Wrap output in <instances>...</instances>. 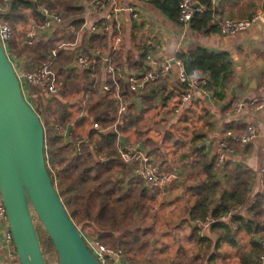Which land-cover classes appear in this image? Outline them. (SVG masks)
Here are the masks:
<instances>
[{"label":"trees","instance_id":"trees-1","mask_svg":"<svg viewBox=\"0 0 264 264\" xmlns=\"http://www.w3.org/2000/svg\"><path fill=\"white\" fill-rule=\"evenodd\" d=\"M83 1L88 2V0H36L32 3L28 0H20L10 3L1 16L2 21L11 31V39L6 45L7 56L19 57L24 54L32 59V67L46 62L49 59V52L56 47L55 42H37L21 46L24 33L17 28L18 24H24L27 17L39 21L41 17L37 7L41 6L51 12L62 14L64 19L71 21V25L78 29L82 24L79 17L83 12V7L80 5ZM179 1L148 0L147 3L165 19L177 22V5ZM196 1L203 10L200 14L192 16L189 22L190 26H200L206 32H217L216 25L213 26L210 22L213 12L209 0ZM247 4L251 6L252 0H247ZM244 12H246V17L254 13L253 10L248 11L247 6ZM207 25L210 27L207 28ZM109 26L108 33H89L84 49L85 51L88 49L105 50L110 65L117 68L126 64V67H128L126 57L119 52L120 50L110 51L111 37L116 32L113 23H110ZM143 47L144 49L142 48L139 54L140 59L135 61L131 67L129 66L133 76L140 77L151 68L143 66V59L148 55L149 49V47L145 48V45ZM63 52L62 50L55 52V57L52 60V70L57 77L61 75L62 82L66 84L71 82L70 72H66L64 67L56 69L55 66L56 62L59 63L60 57H66ZM185 56L184 54H176L173 58L174 60H180L184 65ZM187 56L190 61L191 73L193 75L199 73L204 76L203 90L211 93L213 102L224 101L227 86L232 79L229 57L226 54L207 53L199 47L190 49ZM81 74L86 82L83 92L91 90L92 78H89L90 71L82 70ZM101 83L109 86V89L112 87V83L107 77L102 80L98 78L95 88L86 96L85 110L87 112L93 111L91 115L95 116V120L92 122H96L100 126L99 130L92 129L90 131L86 143H81L80 139L75 138L73 143L63 144L62 138L54 133L55 125H60L63 128L68 124L70 111L66 102L56 101L53 96L52 99H44L43 101L46 103L43 104L39 101L34 102L32 109L37 114L43 131L45 170L50 184L72 224L81 237L98 241L111 248H121L126 258L132 262V259L144 249L143 253L147 250L152 252L154 245L151 246L150 244L151 242L155 244L157 237L148 236L146 234V224L142 225L140 222L144 218L141 199L145 197L147 190L141 185L137 176L127 181L121 179L125 165L115 152L114 141L118 133L136 129L140 114L134 112V109L130 107L120 117L115 129L110 128L109 124L114 120L116 106L112 93L103 91L100 87ZM124 85L125 83L118 82L121 95L127 93ZM179 86L180 90L184 88L182 85ZM145 92L146 89L138 97L142 102H148L147 105H144L146 107L154 106L152 102L157 94L159 97L156 101L159 103H163L170 96L162 81L150 88L149 95L146 96ZM177 94L179 93L177 92ZM239 129L241 128L239 127L233 131L232 128H226L225 131L238 133L240 132ZM229 142L233 143L232 141ZM173 144L176 145L175 142ZM75 149L78 150V154H76ZM161 160V165H158L161 172L192 170L200 175L197 180L184 188V196L187 197V200L183 210H181V217L187 215L190 223L203 222L207 218L215 220L229 209L240 205L245 206L248 203L250 175L241 164H231L227 159L218 169L215 166V158L209 157L204 147L191 148L171 161H166L163 158ZM112 167L121 170L116 172V175L120 177L115 178L116 175L107 174V171ZM218 175L221 176L220 182L217 178ZM152 196L149 194L148 198H152ZM127 198L131 203L126 213L124 204L128 200ZM263 201L262 196H253V204L247 208L245 217L235 216L233 218L234 231L229 229L225 223L218 221L211 223L207 228L217 232V239L213 242L210 239L197 236L200 230L198 224H195L193 228H189L187 241L190 246L188 250L193 254L189 257L190 261L197 260V253L211 250L213 253L207 260L209 262L214 252L222 246L240 250L241 248L235 237L237 233L243 231L251 235L247 240L249 249L247 251L243 250L240 256L237 253L239 264H259L261 250L255 242V234L261 231L260 225L264 216ZM115 203L118 204L120 209L119 214L116 213ZM186 205L188 206L186 207ZM31 216L33 220V214ZM33 226L43 260L44 248L51 251L56 257L52 244L40 225L38 224L40 228L36 224H33ZM177 226L179 225L177 224ZM164 249L165 246L162 245L160 250ZM262 264H264V261Z\"/></svg>","mask_w":264,"mask_h":264},{"label":"crops","instance_id":"crops-1","mask_svg":"<svg viewBox=\"0 0 264 264\" xmlns=\"http://www.w3.org/2000/svg\"><path fill=\"white\" fill-rule=\"evenodd\" d=\"M147 1L148 0H116L117 5L124 10L117 14L121 40L116 50H120L119 52L125 55L124 57H126L128 63V67H126V64H123L122 67H117V69H120L123 74H130L132 71L129 69V66L131 67L135 61L140 59L139 54L142 48L144 49L143 45H145V48L149 47L148 55L151 56L150 65L156 68L164 62L171 64V60L176 54H184V56L186 55L185 58H188L187 53L189 50L194 47H199L207 53L226 54L231 63L232 79L227 86L224 101L215 103L211 98L210 92L195 90L192 92L191 99L177 113L171 111L172 109L170 108L171 102L174 99L173 97L176 96L177 92H181L175 77L174 66L171 65L172 70L170 74L166 79L162 80L163 85L168 89L170 95L163 103L161 102L162 104L156 101L159 97L157 94L155 100L152 102L154 104L153 107L144 106L147 105L148 102H142L138 96L130 95L128 87L125 84L124 86L127 93L122 96L130 103V107L134 109V112L140 114V119L137 122L136 129H130L117 134L114 141V149L116 145H120L126 149L137 148L152 159H155L158 165L162 163L161 158L166 161H171L177 158L178 155L184 153V151H189L191 148L195 147H204L208 156L214 158L217 144L224 139L226 128H232L234 131L240 127L241 129L239 130L241 132L246 125H252L257 133V137L248 145L241 147L234 143H230L229 139H225L227 145L231 147L230 150L232 149L227 159L231 164H241L249 172L250 195L247 202H253V196L256 195L264 198V192L260 189L261 182L260 175L258 174V170L264 168V158L260 152V145L262 143L261 137L264 135L263 23H256L246 31L231 37L221 36L216 31L206 32L205 29L200 26H190V23L185 29L177 22H171L165 19L161 14L149 6ZM194 1V5H198L197 1ZM209 2L213 12L212 16L216 18L220 19L227 17L231 19H245L248 18L246 17V12H244L246 6L248 11L253 10L255 13L262 10L264 0H252L251 6L247 4V0H209ZM81 6L83 7V12L80 17L83 18L86 23L76 32L75 36L61 34L58 27L54 26L51 31L46 34L37 33L32 43L54 41L55 46H58L59 43H66V41H68L67 43H70L69 45L60 48V50L64 51L63 53L66 54L67 58L60 57V62L64 60L65 63L73 59L72 64H74L73 55L78 52L74 50H80L85 55H89L92 51L96 50L95 52L98 53L100 59L97 57L96 64L92 71L89 70V78H92V75H94L96 81H98V78L101 80L106 79L104 76L105 66L102 64V60L107 59L108 61L107 52L97 49H88L85 51L84 47L86 38L89 34L87 27L90 23L104 18L108 8L102 12L88 13L86 11V1H83ZM132 13L135 14V18L130 17ZM33 21L35 20L27 17L24 23V25L27 24L26 28ZM210 22L211 25L214 26L212 20ZM209 27L210 26L207 25V28ZM24 45H26L25 37L21 46ZM53 59L54 58L51 59L49 52V59L47 61ZM8 60L14 67L18 66L20 71L27 70L32 65V59L24 54H21L19 57L8 55ZM143 66L149 67L145 59H143ZM81 72L82 71H80V73ZM93 80L92 78V83ZM20 82L21 91L27 95L26 103L30 106L32 102L30 95L36 93V89L32 86H27L21 80ZM121 82L124 83L123 80H121ZM155 84L156 83L146 84V96L149 95L150 88L154 87ZM75 98H71L72 102L76 101ZM86 98L87 97L83 96L79 99L82 106L78 109L67 103L69 106L70 118L68 124L63 128L61 127L63 129V135L59 136L62 138L63 144H71L75 138L80 139L81 143L87 142V136L92 130L91 122L95 120V116L91 115L93 111L87 112L85 110ZM253 99L263 101V106L260 110L253 111L247 107V103ZM82 100H84V103ZM235 101H240L244 105L238 114H229V109ZM30 107L32 108V106ZM80 109H82V115L77 117L76 115ZM161 132L162 134L159 135ZM174 142L176 145L173 144ZM125 166L130 169V173L123 176L121 175V179L123 178L127 181L135 178L137 175L133 172V167L130 165ZM168 172L174 171L168 170ZM175 172L179 174V180L161 189L163 191L160 194L164 197L161 199L162 204L160 203L156 208L162 212L165 217H167L168 213H171V210L176 209V211H179L180 217L174 220L172 219V225L169 228L166 227V229H168L164 232L157 228L159 225L157 226L155 224L153 217H151V221L147 220L145 222L146 234L148 236H156L157 239L154 238L155 244L152 242L150 244L151 246L154 245L153 248L150 246L152 252L149 250L145 253H143V251L139 252L132 259L133 261L131 263L217 264L218 262L219 264H234V257L238 259V254L233 252L228 246H222L214 252L209 262H207V260L213 253L211 250L197 253V260L190 261L189 257L193 254L188 250L190 244H188L187 237L189 236V228H193L195 223H190L187 215L181 217V210H183L186 204L185 200H187V197L184 196V188L197 180L200 175L192 170H177ZM218 181H221V176ZM179 205L180 207H178ZM187 206L188 205H186V207ZM152 208L150 210H152ZM163 215L159 214V216ZM168 217L172 218L170 215H168ZM178 219H180V221H178ZM177 224L179 226H177ZM263 225L264 216L260 225L261 231L255 234V242L257 244L264 233ZM201 233L202 237L210 239L211 242L217 239V232H214V230L205 228ZM3 235L4 227L0 222V264H5L6 262H14L17 264L16 257H14L15 255H10L11 251L14 254L13 248L11 244L9 245L4 242ZM250 235L251 234L241 231L237 233L235 237L240 248H243L245 251L249 249L247 240ZM162 245L165 246V249L161 251L160 247ZM223 248H225V250H223Z\"/></svg>","mask_w":264,"mask_h":264},{"label":"built area","instance_id":"built-area-1","mask_svg":"<svg viewBox=\"0 0 264 264\" xmlns=\"http://www.w3.org/2000/svg\"><path fill=\"white\" fill-rule=\"evenodd\" d=\"M20 0H0V46L3 51L6 53V45L11 39V31L8 26L2 21L1 16L6 11L10 3ZM34 3L36 0H28ZM194 0H180L178 8V17L177 23L183 27L187 28L190 19L194 14H200L202 12V7L196 5L193 7ZM107 13L104 18L99 21H94L90 23L87 27L89 33H108L110 30V23H113L115 34L111 37V47L110 51L113 52L119 46L121 40V32L119 30V21L117 19V14L123 12L116 0H88L87 9L88 13H98L107 9ZM37 11L40 15L39 21H33L25 30L24 37L26 44H31L35 39L37 33H48L55 26L58 27L61 34L74 35L76 32L86 23V21L79 17L82 21V24L78 29H75L71 25V21H67L63 18V15L60 13H54L46 9L45 7L38 6ZM131 18H135V14L132 13ZM212 23L217 27V33L221 36H234L238 33L246 31L248 28L253 26L256 23H263L264 21L261 17V11L255 12L248 18L245 19H231V18H216L215 16L211 17ZM63 44L58 45L57 47H62ZM74 53V65L79 71L85 70L89 71L93 69L96 64V58L98 53L96 50L92 51L89 55L83 54L80 50ZM7 54V53H6ZM51 59L54 57V51H50ZM8 59V56H7ZM100 59V58H99ZM9 61V60H8ZM145 62L151 67V56L147 55L145 57ZM10 63V62H9ZM102 63H105L104 76L107 77L111 83L112 87L109 89V86L101 83L100 87L105 92H111L112 98L116 105V110L114 113V120L110 124V128L115 129L116 124L119 122L120 117H122L125 112L129 109L130 103L124 99V97L119 93L118 82L123 80L128 87V92L130 95L139 96L145 89L146 84L158 83L168 77L171 72V65L174 66V73L179 85H182L184 88L179 94H177L171 102L170 108L174 113H177L190 99L192 92L195 90H200L205 92L202 86L205 83L204 76L199 73L196 75H187L185 67L180 60H171V64L164 62L158 68H150L142 76L137 77L130 74H123L120 69H117L110 65L107 59H103ZM12 67V66H11ZM16 76V75H15ZM17 80L20 83V80L27 86H32L36 89V92L39 95L45 97H53L59 94L62 90L63 84L62 81L57 77V75L52 70V60L38 64L35 67L30 66L27 70L20 71L17 76ZM93 83L91 90L85 91L84 97L91 93L95 88L97 81L96 77L92 75ZM84 103V100H82ZM243 103L240 101H235L231 108L229 109V114H238L240 109L243 107ZM263 101L253 99L247 103V107L253 111H258L262 108ZM82 115V109L77 113V117ZM91 128L93 130H99L100 126L96 122L91 123ZM54 133L58 136L63 135V129L59 126L54 127ZM257 137V133L252 125H246L241 132L230 133L229 131L224 132V139L218 142L216 147V152L214 153L215 166L220 169L221 166L225 163L228 156L231 154V150L226 143V138L232 141L238 146L248 145L253 142ZM262 143L260 145V152L264 158V135L261 137ZM115 151L120 159V161L127 166L133 167V172L139 177L141 185L149 192L150 194L161 190L171 183H175L179 180V174L176 172H161L159 169L158 163L155 159H152L147 154L143 153L137 148L126 149L120 145H116ZM76 154L78 150L75 149ZM135 165V167H134ZM260 175L261 186L260 189L264 192V168L258 170ZM253 202L249 201L245 206H237L236 208L229 209L226 213L220 215L215 220L205 219L203 222H195L200 226V231L198 232V237H202L201 231L207 228L213 222H222L226 226L235 230V226L232 222L235 216L243 217L246 214V210L251 206ZM0 222L4 227L3 240L5 243L10 245L11 237L7 231L4 209L0 203ZM264 227V225H263ZM83 243L92 255L95 261L98 264H133L129 261L125 253L121 248H111L101 244L98 241H92L88 238L81 237ZM258 247L261 250V255L259 256V264H262L264 261V233L261 239L258 242ZM12 253V251H11ZM10 255H15L11 254ZM15 257V256H14Z\"/></svg>","mask_w":264,"mask_h":264},{"label":"water","instance_id":"water-1","mask_svg":"<svg viewBox=\"0 0 264 264\" xmlns=\"http://www.w3.org/2000/svg\"><path fill=\"white\" fill-rule=\"evenodd\" d=\"M261 17L264 21V3ZM184 67L191 75L187 57ZM26 99L0 46V203L17 264H45L32 214L52 244L57 264H98L50 184L42 127Z\"/></svg>","mask_w":264,"mask_h":264},{"label":"rangeland","instance_id":"rangeland-1","mask_svg":"<svg viewBox=\"0 0 264 264\" xmlns=\"http://www.w3.org/2000/svg\"><path fill=\"white\" fill-rule=\"evenodd\" d=\"M26 26H27V24L24 25V24L21 23V24H18L17 28L19 30H22L23 33H25ZM67 42L68 41H66V43L65 42H62V43H59L58 45L63 44L62 47H65V45H69L70 44V43H67ZM62 47H60V48H62ZM60 48L57 47V46L55 47V49L53 50L54 51V56H55V52L58 51L57 49L60 50ZM65 58H67V56ZM60 59L58 60L59 63L56 62V64H55L56 69L57 68H60V67H64L65 69L67 68L66 70L70 72V81L71 82L66 83V84H64L62 82L63 83L62 90H61V92L59 94L55 95L54 98L56 99V101H60V102H64V103L65 102L66 103H69V104L73 105L74 107H76L78 109L79 107L82 106V103L79 101V99L84 96V93L85 92H83V90H84L83 85L86 82H85L82 74L80 73V71L77 69V67L74 64H72L73 63V59H70V61H66L65 63H64V60L62 62H60ZM10 65L12 66V70H13L14 74L17 76V74L19 73L20 69H18V66L14 67V65H12V64H10ZM58 77H59V79L61 81H63L61 75H58ZM30 97L32 98V102L30 103V106H33V103L34 102L36 103V101L37 102L39 101L40 103L43 104V103H46V102L43 101L44 99H52L53 98V97H51V98L44 97L42 95H39L37 92L35 94H31ZM71 98L72 99L75 98L76 101L75 102H72V99ZM55 126L61 127L60 125H55ZM160 134H162V132L159 133V135ZM120 171L121 170L117 169L116 167H112L111 169H109L107 171V174L114 176V175H116V172H120ZM128 173H130V169L128 167H125L124 166V169L122 171V175H127ZM116 177H117V175L115 176V178ZM158 191H156V192H154L152 194H150L149 192H147L145 194V197L143 199H141L142 210L144 212V218H142V220L140 222L142 223V225H145V222L147 220L148 221H151V217H153L154 220H155V224L157 226L159 225L157 228L159 230H161V231L164 232L165 230H167L172 225L171 224V221H173L174 219L180 217V214H179V211H176V209H173V210H171V213H168V215L172 216V218H169L168 215H167V217H165V215H163L162 212H160L156 208V206L160 205L161 199H163V197H164V196H161V194H160V193H162L163 190H161V191L158 190ZM149 194L150 195H153L152 198H148ZM185 202H186V200H185ZM130 203L131 202L128 199V200H126V202L124 204V208L126 209V213H127L128 208L130 206ZM163 204H165V203H163ZM114 206L116 207V213L119 214L120 213V209L118 208V204L115 203ZM178 207H180V205ZM151 208H152V210H150ZM173 213H174L175 216L173 215ZM159 214L160 215H163V216H159ZM33 224L34 225L36 224V226H38V222H37V220L35 218H33ZM164 224H165V226H164ZM166 227H168V228L166 229ZM223 250H225V248H223ZM43 251H44V263L45 264H57L56 257L54 256V254L51 251H47L46 248H44ZM232 251L235 252V253H239V256H240L242 254V252H243V248H241L240 250L232 249ZM227 252H228V250H227ZM5 264H15V263L14 262H6ZM217 264H219V263L217 262ZM234 264H239L238 259H236L235 257H234Z\"/></svg>","mask_w":264,"mask_h":264}]
</instances>
